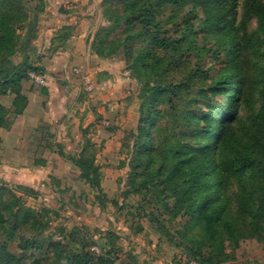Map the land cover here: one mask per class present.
<instances>
[{"label": "trees", "instance_id": "obj_1", "mask_svg": "<svg viewBox=\"0 0 264 264\" xmlns=\"http://www.w3.org/2000/svg\"><path fill=\"white\" fill-rule=\"evenodd\" d=\"M181 1L129 0L123 8H118L129 16L122 32L110 34L105 40L107 52L96 44L92 49L99 57H113L130 47V52H124L126 62L138 71L144 84L140 98L142 115L144 109L147 114L139 122L132 156L135 172L129 176V183L136 184L129 193L140 201L136 213L141 214L144 206L157 213V231L185 248L199 263L229 264L236 260L242 241L256 239L264 243V68L247 67L250 46L244 38H239L240 24L230 22L236 36L232 41L224 37L222 43L231 44L233 54L243 51L242 63L238 74L226 68L230 69L229 77L221 76L217 84L223 83L225 91L233 85L235 97L233 101L227 99L222 110L210 111L209 116L203 108L211 100L207 88L210 74L205 68H199L198 64L187 68L174 56H168L167 60L155 58L147 68H140L148 55L146 47L153 44L165 50L180 44L163 39L151 27L140 26V20H150L154 13L161 18L168 6L183 7ZM201 1L206 5L221 2L216 7L217 14L205 21L210 33H215L213 26L228 25L219 18L224 11L223 0ZM28 6L27 0H0V96L15 95L12 110L0 104V127L6 129L11 128L15 117L28 106L22 82L29 79L31 71L45 72L42 66L28 68L27 58L20 63L11 58L17 53V31L26 25ZM43 7L40 0L36 11ZM258 15L263 23L264 12ZM189 16L187 13L182 18L187 29L192 26ZM27 35L25 45L29 47L31 38ZM202 117H209L205 126L199 121ZM88 143L93 146L91 141ZM89 157L92 160L93 154ZM74 161L81 177L98 193L96 197L104 196L100 168L84 164L79 158ZM18 188L22 195L39 196L32 188L21 185ZM5 209L16 223L40 231L47 229L53 214H57L54 209L39 211L27 206L25 199L14 193ZM73 230L70 237L78 243L76 235L83 227ZM78 244L81 252L62 247L59 257L50 264H137L135 257L120 260L111 249L96 256L86 245ZM3 260L5 264H19L5 257Z\"/></svg>", "mask_w": 264, "mask_h": 264}, {"label": "rangeland", "instance_id": "obj_2", "mask_svg": "<svg viewBox=\"0 0 264 264\" xmlns=\"http://www.w3.org/2000/svg\"><path fill=\"white\" fill-rule=\"evenodd\" d=\"M27 1L29 3L26 8L28 19L24 28L17 31L19 39L15 44L19 46L17 53L11 58L18 63L27 58L28 68H42L40 65L42 57L51 58L63 49L68 43L67 39L71 30L73 31L78 26L76 24L62 26L59 23L56 26V28L61 26L57 29L58 31H55L48 39L41 41L39 31L44 25L42 22L46 20L44 17L46 11L44 0V9L40 12L36 11V6L39 5L40 0ZM184 1L187 0L180 2L181 6L184 5L183 7L168 6L161 18L154 13L150 20L146 18L140 20V26L151 27L159 32L163 39L169 38L180 42L178 46L165 50L156 48L153 44L146 47L145 52L148 55L140 68H147L148 64L155 58L167 60L168 56H174L183 61L187 68H193L197 64L199 68H205L210 74L207 88L211 100L205 103L203 108L209 116L210 111L214 110L216 113L219 109L222 110L227 99L232 100L235 97L233 85H230L225 91L223 83L217 84V80L221 76L229 77L230 69L226 68H231L234 74H238L242 63L243 51L233 54V50L229 47L231 44L226 46L222 43L224 37L232 41V38L236 36L234 29L229 25L230 22L233 21L232 24L234 25L236 22L240 24L238 27L239 38H244L250 46L247 67L264 68V22L262 23L258 15V13L264 12V0H237L236 2L223 0L222 2L225 3L224 11L219 15V18L228 25L226 27L213 26L215 33L209 32L205 21L209 16L217 14L216 7L220 6L221 2L206 5L201 0H189L186 4ZM78 2L80 7L72 9V12H68L67 15L70 17L77 16V20L89 21V25L82 26L89 31L88 45L92 52H94L92 47L96 44V47L106 53L105 40L110 34L122 32L125 19L129 16L127 13L119 11L118 8H123L129 0H79ZM205 6L209 10H206ZM187 13H190L189 18H191L190 22L192 23L188 29L182 19ZM215 24L216 21H214ZM27 34L31 38L29 47L25 45ZM39 42H43L42 45ZM208 47H212V49H207ZM40 49L42 50L40 51ZM130 49L128 47L121 55H118L125 62L124 68H119L118 75L132 81L128 86L136 93L134 99H137V102L135 101L134 106L138 119L135 128L126 131L125 139L122 142L124 165L122 170L118 171L120 175L116 182L108 181L105 183V195L100 198L96 197L98 193L87 182L82 185L77 179H69L66 181L67 184L62 183L59 191H57L58 187L55 183L52 186H44L39 189V196L34 197L22 195L23 192L18 186L4 180L0 173L1 264H5L3 257L19 264H50L59 257V251L62 247L81 252L82 249L78 243L86 245L87 250L96 256L111 249L114 257L126 261L135 257L137 264H190L191 262L201 264L198 259H193L185 248L171 242L170 239L157 231L159 221L157 213L153 214L148 206H144L141 214H137L136 208L140 204L139 198L129 193L136 186L135 183H129V176L135 172L133 165L136 163L132 164V156L137 143L139 122L147 114V109H144V115H142V99L140 98L144 84L138 75V71L135 72L130 68L125 59L124 52H130ZM165 63L167 64V61ZM78 66L77 64L73 65V68L70 69L71 74L75 79H82L87 82L86 84L81 82L78 85L84 88L91 86V91L84 89L85 98L83 99V96L79 98L85 102L88 101L90 106L89 110L84 112L86 115L84 130L86 137L91 136L92 138L99 130H109L113 126L110 119L104 117L105 115L97 110L100 105H96L95 101H92L94 98L89 97L96 91V84L89 80L88 74L80 70L79 73L75 72L77 69L74 70V68H78ZM103 106L105 105H101V107ZM106 108V112H108V107ZM88 112L89 114H87ZM245 113L246 110L242 108V114ZM199 121L202 126H205V123L209 122V117H202ZM82 126L83 124H81L79 131L83 130ZM74 130L75 132L78 131L76 123ZM217 132L218 127L216 125V132L214 133ZM88 139L90 140V138ZM89 150L91 152L92 148ZM11 193L23 197L27 206L39 211L43 208L54 209L57 214H53L48 228L40 231L37 228L21 226L20 223H16L17 221L5 209ZM78 226L83 227V230H80L76 235L78 243H75L70 234ZM94 247H97L98 251L93 250ZM46 257L53 259L48 260ZM230 263L264 264V243H259L256 239L242 241L237 250L236 260Z\"/></svg>", "mask_w": 264, "mask_h": 264}, {"label": "crops", "instance_id": "obj_3", "mask_svg": "<svg viewBox=\"0 0 264 264\" xmlns=\"http://www.w3.org/2000/svg\"><path fill=\"white\" fill-rule=\"evenodd\" d=\"M78 1L44 0L46 20L39 31L41 41L58 31L61 26H56L59 23L62 26L76 24L78 27L73 29L63 49L51 58L42 57L40 65L48 77L46 86L37 87L30 79L24 80L22 92L28 98L27 108L15 117L10 129L0 127V173L12 185L26 186L37 192L53 183L59 186V191L62 183L67 184L69 179H77L84 185L86 181L74 161V158H79L84 164L100 168L104 187L108 181L116 182L120 175L118 171L124 165L122 142L126 131L135 128L138 119L134 106L136 93L128 86L132 81L118 75L119 68L125 65L123 58L99 57L92 52L87 42L89 31L82 28L90 22L67 15L80 7ZM42 43L39 42L40 45ZM76 64L79 66L74 70L88 74L89 80L96 84V91L89 97L100 105L97 110L109 118L113 126L109 130H99L92 138L87 136L90 140L84 130V112L90 106L88 101L80 100L81 96L85 98L86 88L78 85L87 82L77 80L71 74L70 69ZM14 98L12 93L1 95L0 104L12 110ZM81 124L83 130L79 131Z\"/></svg>", "mask_w": 264, "mask_h": 264}, {"label": "built area", "instance_id": "obj_4", "mask_svg": "<svg viewBox=\"0 0 264 264\" xmlns=\"http://www.w3.org/2000/svg\"><path fill=\"white\" fill-rule=\"evenodd\" d=\"M75 72H80L79 70H75ZM29 79L37 86V87H44L47 83V74L43 71H31L29 73ZM86 89L91 91V86H87ZM93 250L98 251L97 247H94ZM190 264H195V262H191Z\"/></svg>", "mask_w": 264, "mask_h": 264}]
</instances>
